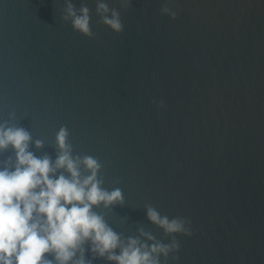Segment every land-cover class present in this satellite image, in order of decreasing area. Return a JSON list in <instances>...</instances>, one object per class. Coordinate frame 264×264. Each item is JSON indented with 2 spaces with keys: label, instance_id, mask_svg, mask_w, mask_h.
Wrapping results in <instances>:
<instances>
[{
  "label": "water",
  "instance_id": "1",
  "mask_svg": "<svg viewBox=\"0 0 264 264\" xmlns=\"http://www.w3.org/2000/svg\"><path fill=\"white\" fill-rule=\"evenodd\" d=\"M71 2L90 9L93 38L60 19L65 0H0V123L14 112L53 160L66 126L122 190L105 215L117 233L170 243L147 205L190 220L168 264H264V0H172L174 20L167 0H104L121 33L97 0Z\"/></svg>",
  "mask_w": 264,
  "mask_h": 264
},
{
  "label": "clouds",
  "instance_id": "2",
  "mask_svg": "<svg viewBox=\"0 0 264 264\" xmlns=\"http://www.w3.org/2000/svg\"><path fill=\"white\" fill-rule=\"evenodd\" d=\"M119 4L126 10L131 0H119ZM160 11L176 19L172 0ZM96 14L113 32L123 31L120 11L104 0H97ZM60 19L70 22L74 31L94 37L85 4L77 9L65 0ZM14 120L12 112L0 123V154L10 148L14 153V159L0 161V264H93L97 259L106 264H162L161 257L168 264L170 254L180 247L175 235H192L190 220L161 216L151 205L146 206L147 219L171 237L170 243L157 240L143 227L136 236L117 233L105 215L125 201L120 188L104 187L100 161L74 154L66 126L55 134V159L48 153L37 156L31 149H42L44 141L34 140ZM101 207L104 213L94 210Z\"/></svg>",
  "mask_w": 264,
  "mask_h": 264
}]
</instances>
